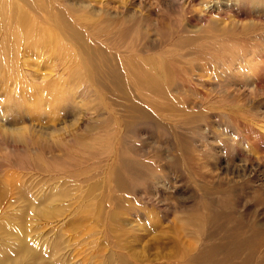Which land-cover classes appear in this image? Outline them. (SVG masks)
<instances>
[{
    "label": "rangeland",
    "instance_id": "1",
    "mask_svg": "<svg viewBox=\"0 0 264 264\" xmlns=\"http://www.w3.org/2000/svg\"><path fill=\"white\" fill-rule=\"evenodd\" d=\"M0 251L264 264V0H0Z\"/></svg>",
    "mask_w": 264,
    "mask_h": 264
},
{
    "label": "bare ground",
    "instance_id": "2",
    "mask_svg": "<svg viewBox=\"0 0 264 264\" xmlns=\"http://www.w3.org/2000/svg\"><path fill=\"white\" fill-rule=\"evenodd\" d=\"M22 228V227H21ZM19 227L17 226L15 228V231L17 232L15 234V237L20 240V241H28L27 239H23L21 240V234L19 232ZM30 248H35V243H30ZM12 254L13 255H17L19 257H23V259H27L25 255L22 254V245L21 246H16L12 249ZM47 254V253H45ZM8 262L6 260H4V257H3V251H0V264H7ZM15 264H18V262H16Z\"/></svg>",
    "mask_w": 264,
    "mask_h": 264
}]
</instances>
